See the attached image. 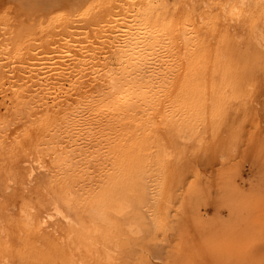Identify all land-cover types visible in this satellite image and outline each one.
<instances>
[{
	"label": "rangeland",
	"instance_id": "1",
	"mask_svg": "<svg viewBox=\"0 0 264 264\" xmlns=\"http://www.w3.org/2000/svg\"><path fill=\"white\" fill-rule=\"evenodd\" d=\"M98 1L0 0V18L11 25L25 13L23 39L31 35L42 50L36 53L46 56L52 23L75 25ZM151 1L164 47L145 70L132 67L127 83L144 104L162 87L155 94H163L166 115L155 105V116H135L124 127L87 124L79 115L76 140L65 128L46 132L38 107L0 94V264H68L49 229L59 221L27 231L16 219L27 202L39 223L65 201L71 215L102 226L113 255L106 261L99 249L92 254L97 264H264V38L255 33L264 25V0L233 14L232 0ZM56 96L50 105L61 100Z\"/></svg>",
	"mask_w": 264,
	"mask_h": 264
},
{
	"label": "bare ground",
	"instance_id": "2",
	"mask_svg": "<svg viewBox=\"0 0 264 264\" xmlns=\"http://www.w3.org/2000/svg\"><path fill=\"white\" fill-rule=\"evenodd\" d=\"M120 1H123L125 4L119 6L118 4ZM142 1L143 3H141ZM255 1L257 2L259 0H236L235 2L232 0L231 2L237 6L229 7L233 8L230 9L232 10V13L231 11L230 13L233 14V12L238 11L239 8H241L243 12L245 11V8L253 4ZM151 3V0H99L96 4L88 8L85 11V14L83 13L82 15L80 14V16H78V22L75 25H72V23L66 21L61 22L62 17L60 16L61 23L59 22L60 24L57 25L58 28H54L56 23L55 25L52 23V26H50L51 28L49 27L48 30L54 29L55 31L49 30L51 31L50 33L47 30V34H44V44H47V48L45 47L46 56H44L45 53H42V56H40L39 53H36L38 51L41 52L42 50L41 47L39 49H35L37 46L33 48L31 44L35 43H33V38L31 35L30 38L29 34L27 33L30 39H23L24 27L21 29L20 24H24V21L20 22L22 20L20 18H22L21 16L25 15V13L23 15H18L19 13H15L17 15L14 17L16 23L12 22V20L9 22L8 20L9 18L11 19V17L8 16L9 18L7 17V23H12L11 25H5L6 17L2 16L4 20L0 18V36L3 39L4 37L7 38L4 40V44L0 45L2 46L0 47V94L1 96L3 95L2 98H4V100L13 99V102L15 100L17 104L24 106L23 108L26 106L38 107L41 110L38 112H42L41 115L44 116V121L42 122L41 127L43 130L60 135L61 129L65 128V130L62 129L63 132L65 133L66 131L67 133H70V135L74 134V138L76 140H80L82 138L80 133L77 131V127L79 125L76 126V123L78 124L76 119L79 115L85 121L87 119H96L97 122L99 120H104L106 125L110 123V126L113 124L114 126L115 124L117 126V123H119V125L122 123V126L124 127L125 125H129V123L131 125V122L134 121L135 116L138 117V115H143L147 117L148 114L152 115L155 110H157L155 109V105H158V110L165 108V106L161 107L163 101L160 99L163 97V94L160 95V99H158L159 95L155 94L157 91L159 92L163 90L160 85L158 86L162 90H157V88H155V93H153L154 91L149 92V100L144 104L139 103L140 98L133 95L136 93L135 86L132 85V83H127L128 80H130L129 78L133 76L132 67L139 71L145 70L144 67H147L146 64L152 61H150V59L154 51L158 49L161 52L160 48L164 47L161 46V43L163 42H161L160 38L161 29L158 27V17L151 15L149 10L151 8ZM15 11L16 9H14V12ZM114 11L119 14L117 18H113L114 16L111 17V20L109 18V21H107L108 23L105 22L106 25L105 23H101L103 16H106L110 12ZM227 11L229 12V10ZM108 16L109 15H107V17ZM104 18L107 20L106 17ZM36 19L38 20V18ZM34 22L36 21L34 20ZM73 22L75 21L73 20ZM45 30L46 29H44V33ZM255 33L258 34L261 39H263L264 25L263 27H258ZM25 37H27V35ZM40 41L42 42V40ZM158 50H156V52ZM10 64L11 66L16 65V68H10ZM156 65L158 64L156 63ZM144 74H146V71ZM147 74H149V72ZM148 77L149 76L144 75L143 79L146 84L150 86L151 79ZM92 80L94 84L92 85L91 89H87L85 87L86 85L83 86L84 83ZM94 86H96V89ZM145 93H142L143 96H145ZM55 94L57 96L62 95V97L61 100L59 98L60 102L55 99L52 103H56L53 105L51 104V106L48 103V99L53 98V95L55 98ZM158 94L161 93L159 92ZM35 109L36 108L34 107V110ZM162 111H164V109L160 112ZM166 114L167 113H164V115ZM69 115L70 117H67ZM153 115L155 116V114ZM67 118H69L70 122L69 125L67 124L65 126L63 122L65 119L67 121ZM79 119H77V121ZM145 120L144 122L146 124ZM157 120H153V122ZM83 122H81L82 126H84ZM147 122L149 124L151 121L147 120ZM105 123L102 122L104 125ZM133 123H135V121ZM136 124H138V122ZM164 126H166V124ZM155 128L157 129L158 127ZM110 132L112 131L110 130ZM72 135L70 136L71 139H73ZM116 136H118V139H120V132H117ZM110 138L112 139V136ZM69 144L72 145V143L68 141L67 146ZM166 155L169 154L166 153ZM40 161L41 160H39V162ZM43 164L44 163L42 161V163L37 165L40 166L41 169ZM44 167L42 169H46ZM30 172L32 171H29V173ZM31 175L32 173H30L29 177H31ZM53 204H51V206H53ZM64 204H55L53 209H51V212L53 213H47L48 215H46V219L38 223L34 216L35 213L33 214L35 208L27 202L25 205H21L18 208V216L16 219L18 218L20 220L22 226L24 224V227L27 231H29L30 228L34 229V226L35 228H42L50 221L53 222V220L59 221L58 225L50 224L49 229L50 232H53L52 234L59 236L58 240L60 241L61 245V253L63 252V256L67 259L68 264H97L99 258H92V254L99 249H102L103 251H98L99 256H103L106 261L111 260L113 251L110 250L104 243L103 237L105 234H103L102 226L99 224H97V226L95 223L93 224L89 221H84L83 219L71 215L67 211L68 203L66 204L65 201ZM2 221L3 219L1 218V233V227L3 224ZM20 222L18 221V223ZM134 233L136 234L138 231L136 230ZM2 264L7 263L5 262Z\"/></svg>",
	"mask_w": 264,
	"mask_h": 264
}]
</instances>
